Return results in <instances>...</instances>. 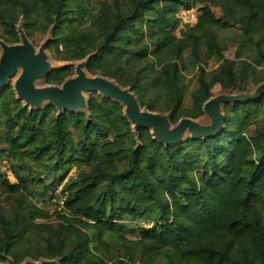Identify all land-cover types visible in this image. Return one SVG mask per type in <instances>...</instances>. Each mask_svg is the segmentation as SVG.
I'll return each instance as SVG.
<instances>
[{"label": "trees", "instance_id": "16d2710c", "mask_svg": "<svg viewBox=\"0 0 264 264\" xmlns=\"http://www.w3.org/2000/svg\"><path fill=\"white\" fill-rule=\"evenodd\" d=\"M35 3V27L55 23L48 44L55 60L91 54L89 73L115 77L132 88L141 107L171 111L173 123L200 116L214 85L243 90L264 66V0H116L113 12L91 16L96 34L80 30L78 0ZM182 8H196L198 18L180 28ZM28 9L27 0H0V38L18 40L15 22ZM68 12L74 19L64 18ZM232 25L240 28L238 50L246 57L223 58L209 80L202 69L191 92L193 108L182 112L184 52L190 51L192 64L210 60L221 49L216 31ZM70 73L55 69L46 81L60 84ZM261 101L229 106L216 136L164 145L147 128L136 135L113 99L90 97L88 113H59L52 104L30 109L8 84L0 90V153L12 159L15 181L0 176V184L10 193L32 194L29 188L43 180L25 160L62 171L63 210L53 226L34 221L43 215L27 196L9 216L0 204V263L8 256L15 264L44 256L62 264H104L91 254L92 243L111 264H264V125L254 120ZM252 124L254 135L248 134ZM72 168L76 173L64 180ZM127 219L140 221L138 239L127 237L136 231ZM116 250L121 259L114 258Z\"/></svg>", "mask_w": 264, "mask_h": 264}, {"label": "rangeland", "instance_id": "374dc122", "mask_svg": "<svg viewBox=\"0 0 264 264\" xmlns=\"http://www.w3.org/2000/svg\"><path fill=\"white\" fill-rule=\"evenodd\" d=\"M29 3V9L27 10L26 14L19 15L18 18L16 19L15 22V31L17 34L18 40L16 42H6L8 44H16V43H21V35L24 34L27 39L31 42V44L34 46L36 50H38L40 47L43 45L47 44V42H50L53 40V27L55 23H49L46 26L45 30H41L35 27V23L38 19L39 12L35 3V0H27ZM80 3L81 9H82V14L81 16L77 19V24L80 27V30L82 33L89 34V33H95V28L92 26V21L94 18H92V15H97L98 16L103 12L105 14H109L110 12L114 11V3L116 0H78ZM182 9H188V8H182ZM180 9L177 13V15L180 14L182 11ZM196 10V13L198 15V10L196 8H190ZM212 10L216 14V16H221L222 11L219 7H212ZM75 17V12H68L65 14L64 18L66 19H74ZM179 27H181L179 23ZM0 34L4 35V32L0 30ZM240 35V28L237 25H232L229 28L226 29H220L216 31V36H217V42L220 45V53L215 52L213 57L210 60L203 61L200 63L192 64L194 63L191 58H190V51L186 50L184 52V57L183 60L181 61V73L184 78V84H185V93H184V99L181 105V109L183 110L182 112H187L188 110H191L193 108L192 106V100H191V92L197 87L198 83V76L201 74V70L204 69V75L205 79L209 80L211 77V72L216 69L219 64L222 62L223 58H230L234 60H239V57H246L245 54L239 53L238 50V37ZM0 41H4V39L0 38ZM49 44V43H48ZM45 52L47 54V59L50 64V69L55 70L57 68H69L71 70V73L66 77H73L75 76V68L77 64L79 63H85V69L86 65L88 63V57L91 55H87L86 57L82 59H74L71 61H57L53 58V54L51 50L49 49L48 45L45 49ZM257 72L256 76H250L248 80L246 81V87L245 89L241 90L235 87L231 88H225L220 86L219 84H216L212 87L211 92L212 95L203 103L202 105V114L196 118H192L186 115L181 116L178 121L182 118H191L198 122L201 125H210L212 123V119L210 115H208L206 112L203 110L204 104L209 101L213 100L216 98H221L225 96H230V95H250L253 96L257 94V97L255 100H262L261 104L257 108L256 111V116L257 118L254 120L256 121V124H261L264 125V74L259 72L264 70V66L257 67ZM87 71V70H86ZM20 74V70L7 81V84H11L12 86L14 85V82L17 78V76ZM88 75L92 76H103L108 79H111L112 81L116 82L117 84L121 85V83L116 79L115 77L111 76H104L101 73L97 74H91L87 71ZM62 84V83H60ZM60 84H52L48 83L45 79H39L35 82V85L38 87L42 86H47V85H60ZM124 88H129L132 90L130 86H123ZM262 87L261 90L259 88ZM259 90V93L257 91ZM100 96L103 97L102 95L98 94L97 92H90L87 93L86 100L88 103V100L92 96ZM242 100V99H240ZM252 101V100H249ZM239 102H246L245 100L242 101H237V100H229L225 102H219L217 104L212 105V109L216 110L220 114H222L226 118V113L229 110V106L234 105L235 103ZM51 103L45 101L41 103L38 106L32 107V109H38V108H44L45 106L49 105ZM58 111L59 109L56 108ZM142 109L147 110L146 108L142 107ZM82 111L85 113H88L87 108L86 109H78L76 112ZM60 112V111H59ZM159 113L165 114L168 118L171 116V111H157ZM177 121V122H178ZM171 122V120H170ZM177 122L173 123L171 122V126H174ZM132 125V124H131ZM224 126H225V121H224ZM256 125L252 124L249 128L248 134L254 135L255 134V127ZM132 128L134 130V127L132 125ZM134 133L137 135V132L134 131ZM216 136V135H215ZM206 137H200V138H194L190 132L186 131L184 136L181 138L180 141L174 144L170 145H175V144H180L182 142H185L186 140H204ZM5 148L4 145L0 146V151ZM202 153V152H201ZM205 159V155H203ZM206 160V159H205ZM24 164L33 167V172L36 176H40L43 180V182L36 183L32 187L29 188L30 191H32V194H28L27 192H19V193H10L6 190L5 186L0 184V204L2 206V212L6 215H12L15 213L17 209L21 207L20 202L22 200L21 196H27V202L32 206V208H36L37 210H40L42 217L35 218L34 221L36 222H43V223H48L53 226H57L59 222H62L61 219H59L60 211L63 210V198H60V176L61 172H56L52 168L51 170H47L45 165H39L34 160H25L23 162ZM23 163H17V161L14 164L21 165ZM13 161L8 157V153H0V176L2 178H5L6 180H9L11 183L15 181L14 177L12 176L10 172V167H13ZM44 164H46V161H44ZM76 173V169L72 168L69 170L67 177L64 179H68V177H72ZM199 172L195 173V176L198 177ZM51 182H55L54 186H50ZM23 209V208H22ZM149 220V219H148ZM128 224L132 225V228L136 231H130L127 234V237L129 239H138L139 237V232L138 228L140 226V221L134 220V219H127ZM81 229V228H80ZM82 232H85L82 230ZM35 237V241H36ZM91 249V254L98 258L99 260H102L104 264H111L114 262V260H110L107 257H104L101 255L100 252H97L96 248L94 245L91 243L90 247ZM37 252V251H36ZM32 252V253H36ZM115 259L120 258L121 255L119 252L116 250V254L114 256ZM55 261L57 264H62L61 258L55 257L48 259L44 256H39L37 260L32 259L29 256H26L23 261L20 263L22 264L25 261H35V262H42V261ZM13 258L11 256H8L7 263L13 262ZM89 262H92L89 260ZM137 264H140L139 261H137Z\"/></svg>", "mask_w": 264, "mask_h": 264}, {"label": "water", "instance_id": "95a60500", "mask_svg": "<svg viewBox=\"0 0 264 264\" xmlns=\"http://www.w3.org/2000/svg\"><path fill=\"white\" fill-rule=\"evenodd\" d=\"M48 43L36 50L24 34L21 35V43L8 44L5 41H0V90L4 89L8 85L7 81L20 70V74L13 85L16 97L30 109L47 101L58 108L59 113L66 110L76 112L78 109L86 108L88 111L85 95L90 92H97L103 97L119 102L123 106V113L133 125V131L138 132L141 128H147L150 130L152 137L164 145L177 143L186 131L190 132L194 138L210 137L222 133L225 117L213 110L212 105L229 100L254 101L257 97V94L253 96L238 94L209 100L204 104L203 110L212 119L210 125H201L195 120L185 117L180 119L174 126H171L170 118L165 114L142 109L131 89L124 88L103 76L88 75L85 63L82 62L77 64L75 76L65 78L62 84L36 86L35 82L37 80H46L52 71L45 52ZM259 90L257 93H259ZM22 264L57 263L46 260L42 262L25 261Z\"/></svg>", "mask_w": 264, "mask_h": 264}, {"label": "built area", "instance_id": "2783aa9c", "mask_svg": "<svg viewBox=\"0 0 264 264\" xmlns=\"http://www.w3.org/2000/svg\"><path fill=\"white\" fill-rule=\"evenodd\" d=\"M180 21L181 27L185 25L194 24L197 21L198 15L194 9H182L179 15H177Z\"/></svg>", "mask_w": 264, "mask_h": 264}]
</instances>
